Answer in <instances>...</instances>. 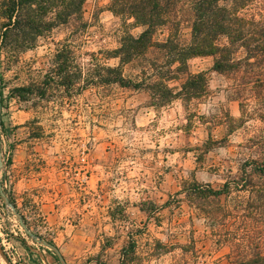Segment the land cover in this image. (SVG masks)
Masks as SVG:
<instances>
[{"label": "rangeland", "instance_id": "1", "mask_svg": "<svg viewBox=\"0 0 264 264\" xmlns=\"http://www.w3.org/2000/svg\"><path fill=\"white\" fill-rule=\"evenodd\" d=\"M110 3L86 0L82 40L73 43L68 29H55L35 47L0 49L3 189L68 264H231L230 245L217 242L187 191L195 183L221 188L244 161L262 156L264 101L244 82L264 77V67L222 75L213 56L192 58L191 71L207 72L208 93L162 107L145 90L101 84L95 63L119 60L100 52L116 48L125 31L143 30ZM180 35L189 41L191 27L183 24ZM62 42H72L69 64L86 68L69 90L53 71ZM140 66L125 65V75ZM23 86L33 92L19 95L15 88ZM0 238L11 264H61L1 198ZM130 242L135 250L125 256ZM0 264H9L1 254Z\"/></svg>", "mask_w": 264, "mask_h": 264}, {"label": "trees", "instance_id": "2", "mask_svg": "<svg viewBox=\"0 0 264 264\" xmlns=\"http://www.w3.org/2000/svg\"><path fill=\"white\" fill-rule=\"evenodd\" d=\"M85 2L0 0V49L35 47L40 37L55 29H68L67 39L73 43L82 40L88 28ZM110 9L124 19H133V25L143 30L138 35L125 31L116 48L100 52L119 63H95L93 75L101 84L149 92L154 106L176 99L190 102L208 93L207 72L191 71L192 58L213 56V69L222 75L246 76L264 67V0H111ZM183 24L191 27L189 41L181 39ZM166 32L167 36L157 38ZM72 42H62L55 55L58 66L54 75L61 78L65 90L76 86L86 70L69 64L74 54ZM135 62L140 63V70L126 76L124 66ZM244 83L264 101V77L258 75ZM15 90L19 95L33 92L30 86ZM260 118L264 121V108ZM0 127L3 132L1 117ZM187 197L213 225L217 242L230 245L231 264H264V143L262 156L244 161L221 188L195 183ZM134 250L135 242H130L123 255Z\"/></svg>", "mask_w": 264, "mask_h": 264}, {"label": "water", "instance_id": "3", "mask_svg": "<svg viewBox=\"0 0 264 264\" xmlns=\"http://www.w3.org/2000/svg\"><path fill=\"white\" fill-rule=\"evenodd\" d=\"M2 151H1V136H0V172H1V168H2V165H3V160H2ZM0 195L4 201V203L9 206L13 212L15 213V215L17 216L18 220H19V223L21 225V227L25 230V232L31 237L33 238L35 241L39 242L40 244L50 248L51 250H53L56 255L58 256L61 264H68L67 261L65 260L64 256L62 255L60 249L58 246H56L55 244L51 243L50 241L48 240H45L43 239L42 237H40L39 235H37L36 233H34L26 224L25 220H24V217L23 215L17 210V207L15 205V203L13 201L10 200L8 194L6 193V191L3 189V186H2V182H1V179H0ZM0 254L2 255V257L7 260V262L9 264L10 261L9 259L7 258V256L5 255L4 251H3V248L1 247V244H0Z\"/></svg>", "mask_w": 264, "mask_h": 264}]
</instances>
